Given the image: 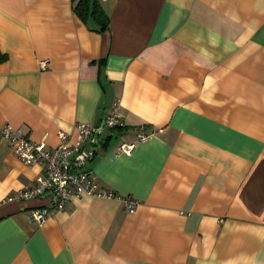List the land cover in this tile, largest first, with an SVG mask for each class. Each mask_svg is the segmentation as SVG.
Masks as SVG:
<instances>
[{"label": "crops", "instance_id": "1", "mask_svg": "<svg viewBox=\"0 0 264 264\" xmlns=\"http://www.w3.org/2000/svg\"><path fill=\"white\" fill-rule=\"evenodd\" d=\"M98 1L101 33L71 0H0V127L53 147L118 103L86 168L138 205L82 196L30 222L46 199L4 200L40 167L0 138V264H264V0Z\"/></svg>", "mask_w": 264, "mask_h": 264}, {"label": "built area", "instance_id": "2", "mask_svg": "<svg viewBox=\"0 0 264 264\" xmlns=\"http://www.w3.org/2000/svg\"><path fill=\"white\" fill-rule=\"evenodd\" d=\"M105 1V0H100ZM39 68H46V60L39 62ZM125 128V121L115 103L104 116L100 125L77 122L74 125L76 138L66 132L57 133L58 144L48 147L45 141H34L27 137L22 127L5 125L0 127V138L5 139L12 154L27 166H38L40 172L34 184L8 195L4 201H27L35 198L46 199L45 205L30 208L27 217L30 222L40 224L75 198L82 196L104 199H118L128 212H133L138 201L129 196L103 190L96 181V175L85 166L102 149L112 132ZM150 133L143 126L134 131L131 141L120 140L116 150L119 154L130 155L139 143L147 141Z\"/></svg>", "mask_w": 264, "mask_h": 264}, {"label": "trees", "instance_id": "3", "mask_svg": "<svg viewBox=\"0 0 264 264\" xmlns=\"http://www.w3.org/2000/svg\"><path fill=\"white\" fill-rule=\"evenodd\" d=\"M73 12L77 17L83 22H92L98 32H103L108 26V17L104 13L98 0H71ZM7 56L0 52V63L6 60ZM109 137H107L103 146L105 147L109 142Z\"/></svg>", "mask_w": 264, "mask_h": 264}, {"label": "rangeland", "instance_id": "4", "mask_svg": "<svg viewBox=\"0 0 264 264\" xmlns=\"http://www.w3.org/2000/svg\"><path fill=\"white\" fill-rule=\"evenodd\" d=\"M116 138H118L117 135H114L111 140L114 141V140H116Z\"/></svg>", "mask_w": 264, "mask_h": 264}]
</instances>
